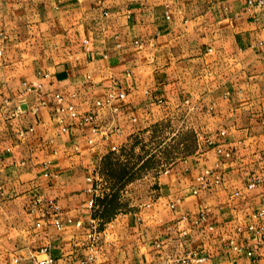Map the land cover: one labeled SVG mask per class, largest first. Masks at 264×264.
I'll use <instances>...</instances> for the list:
<instances>
[{
    "label": "crops",
    "instance_id": "1",
    "mask_svg": "<svg viewBox=\"0 0 264 264\" xmlns=\"http://www.w3.org/2000/svg\"><path fill=\"white\" fill-rule=\"evenodd\" d=\"M118 91L93 133L82 115ZM181 111L194 149L144 202L104 212L88 176ZM260 227L264 6L0 0V264H80L92 242L95 264H264Z\"/></svg>",
    "mask_w": 264,
    "mask_h": 264
},
{
    "label": "rangeland",
    "instance_id": "2",
    "mask_svg": "<svg viewBox=\"0 0 264 264\" xmlns=\"http://www.w3.org/2000/svg\"><path fill=\"white\" fill-rule=\"evenodd\" d=\"M180 113L166 126L134 138L95 170L96 189L107 203L104 212L125 211L144 202L153 194L155 177L194 149V133L187 127L186 113Z\"/></svg>",
    "mask_w": 264,
    "mask_h": 264
},
{
    "label": "built area",
    "instance_id": "3",
    "mask_svg": "<svg viewBox=\"0 0 264 264\" xmlns=\"http://www.w3.org/2000/svg\"><path fill=\"white\" fill-rule=\"evenodd\" d=\"M247 2L250 5H257V6H262V7L264 6V0H247ZM124 94L125 93L123 91H118L117 93L110 92L107 95V97H105L104 99H98L95 102V104L93 105V107L82 115L80 121L81 122L95 123V125L92 127V132L93 133L98 132L99 127H98L96 121H97V116H98L99 111L103 107L109 106L111 113L115 114L117 108L115 106H112L111 102L114 98L124 97ZM55 96H56L57 100H59V101L61 100V97L59 95H55ZM67 108L70 111V114L74 115L73 106L71 104H69V105H67ZM88 179L94 183L95 176H88ZM259 180L260 179L257 176L250 178L246 183V187L252 188L256 183H258ZM95 189H96V185H92V187L90 188V191H92L94 193V195H95ZM89 204L90 205L95 204V197L91 198L89 200ZM53 207L56 208V205H54ZM203 217H204V215L201 213L199 216V219H202ZM53 223L55 225L59 226V221L57 219H54ZM77 224H79V222H77ZM248 227L252 228V225H249ZM95 229H96L95 225L94 224L91 225V232L89 233V235L92 239H95L94 238ZM259 230H260L259 232H264V227H260ZM94 249H95V244L92 242V243H90V247L88 249L87 255L80 261V264H95V257H96L95 254L96 253H95ZM248 253L250 254L251 252H248ZM181 258H183V257H181V256L172 257V258L166 259L164 261V263H161V264H174V262L180 260ZM27 264H60V263H59L58 259H56L50 255H46V256L41 257V258L32 259Z\"/></svg>",
    "mask_w": 264,
    "mask_h": 264
}]
</instances>
